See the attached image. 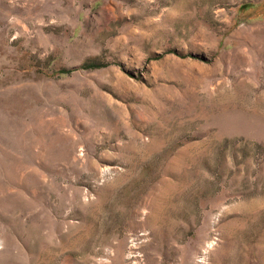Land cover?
<instances>
[{
    "label": "rangeland",
    "instance_id": "1",
    "mask_svg": "<svg viewBox=\"0 0 264 264\" xmlns=\"http://www.w3.org/2000/svg\"><path fill=\"white\" fill-rule=\"evenodd\" d=\"M0 264H264V0H0Z\"/></svg>",
    "mask_w": 264,
    "mask_h": 264
}]
</instances>
